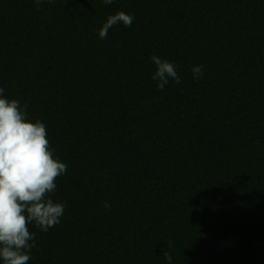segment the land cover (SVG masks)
Wrapping results in <instances>:
<instances>
[{
	"label": "trees",
	"instance_id": "1",
	"mask_svg": "<svg viewBox=\"0 0 264 264\" xmlns=\"http://www.w3.org/2000/svg\"><path fill=\"white\" fill-rule=\"evenodd\" d=\"M0 87L67 164L27 264H264V0H0Z\"/></svg>",
	"mask_w": 264,
	"mask_h": 264
},
{
	"label": "clouds",
	"instance_id": "2",
	"mask_svg": "<svg viewBox=\"0 0 264 264\" xmlns=\"http://www.w3.org/2000/svg\"><path fill=\"white\" fill-rule=\"evenodd\" d=\"M103 3L111 5L114 0ZM133 19L124 11L108 15L98 30L99 38H107L117 24L131 26ZM150 59L156 66L152 79L158 89L163 90L170 79L180 83L174 62L155 54ZM191 72L194 80L201 79L204 67L194 65ZM3 93L0 87V259L3 264H27L30 250L36 247V233L29 230V225L47 232L60 223L65 205L54 202L48 194L56 190V179L67 172V164L54 158L44 123L27 118V104L21 107L18 99L6 98ZM104 206L111 207L107 201ZM163 255L171 264V255Z\"/></svg>",
	"mask_w": 264,
	"mask_h": 264
}]
</instances>
